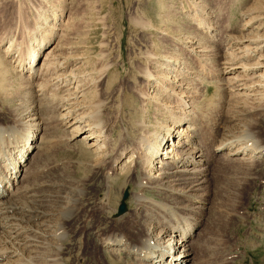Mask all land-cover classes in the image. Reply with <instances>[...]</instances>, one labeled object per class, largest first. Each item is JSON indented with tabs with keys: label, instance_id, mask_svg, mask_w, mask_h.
Masks as SVG:
<instances>
[{
	"label": "rangeland",
	"instance_id": "1",
	"mask_svg": "<svg viewBox=\"0 0 264 264\" xmlns=\"http://www.w3.org/2000/svg\"><path fill=\"white\" fill-rule=\"evenodd\" d=\"M53 11L62 16L66 25L60 26L61 30L50 38L45 32L50 31ZM247 18H252L248 27ZM205 26H210V30ZM62 32L64 35H59ZM257 32L264 36V0H0V120H8L11 100V105L18 100L22 104L25 102L22 109L35 106L42 117L44 128L38 132L34 144H38L40 135L44 134V142L38 151L39 164L43 165L37 166L40 170L36 178L46 180V183L49 179L60 183L57 194L47 193L49 209L63 214L75 211L68 218L60 214L54 216L53 223L61 229L63 237L57 241L61 244V263L126 264L113 259L110 252L100 246L104 236L99 235L111 228L125 226V223L116 224L124 220L117 221L116 216L138 208L132 194L140 187L130 180L133 170L116 171L113 159L119 156L121 163L128 161L130 149L141 144L139 140L145 132V137L151 136L154 130H161L160 127L171 122L169 117L177 98L168 90L164 93L161 87H177L176 93L180 88L177 84H180L187 88L186 94L198 99L195 101L194 125L202 148L210 158L207 181L196 191L206 198L207 208L200 214L202 221L196 219L198 224L192 228V264H264V160L242 165L224 154L230 149L228 144L222 151L210 152L214 145L227 142L226 128H231V133L238 137L248 134L256 137L250 143L264 144V99L253 101L251 106L257 104L256 110L246 108L249 104L244 107V99L230 96L228 84L220 81L223 75L219 70L226 64L225 59H229L226 54L232 53L233 38L238 40L252 35L256 38ZM33 33L39 44L50 38L39 50L37 65L43 61L48 47L57 40L62 42L59 43L61 47L55 49L56 53L52 52L54 55L50 57L44 75L41 71L42 75L38 74L31 81V87L25 79H19V75L28 73L25 70L28 63L15 66L14 59L18 52L22 57L28 56ZM9 40L17 49L7 55L4 49ZM246 42L238 43L242 47ZM257 55L239 57L227 65L264 61ZM11 63L17 67L15 71ZM238 70L240 67L235 73H241ZM262 70L263 67L257 68V71ZM146 71L152 77L147 76ZM38 81L45 84L41 96ZM16 87L17 91L14 90ZM63 103L65 107L73 108L74 115H83V121L71 127L63 126L65 121L58 118L57 107ZM232 116L239 118L243 125L232 126L235 122ZM77 125L102 132L106 138V158L102 159L104 156L98 154L100 159L86 145L88 140L81 139L87 130L70 140L71 129ZM98 159L99 167L95 166ZM153 186L145 188L144 193L167 203L179 213L168 214V207L166 212L155 207L167 217L170 215V219L174 215L184 216L179 223L185 224L189 212L180 206L189 200L178 198L175 201L168 190L162 189L164 186ZM125 191V210L118 212ZM149 207L144 204L140 209L146 211ZM144 214L140 217H145ZM95 254L97 259L92 258Z\"/></svg>",
	"mask_w": 264,
	"mask_h": 264
},
{
	"label": "bare ground",
	"instance_id": "2",
	"mask_svg": "<svg viewBox=\"0 0 264 264\" xmlns=\"http://www.w3.org/2000/svg\"><path fill=\"white\" fill-rule=\"evenodd\" d=\"M196 10L197 8L195 11ZM61 14H63V12H61ZM51 15L53 22L49 25L50 31L45 32V34H49L47 36L50 38L51 36L56 35L55 32L58 29L61 30L60 26L63 27L66 25L62 16L58 15L56 11H53ZM251 19L252 18H249L245 21L247 27ZM203 22L205 24V21ZM199 24H201L200 20ZM206 27L208 30L211 28L210 26H205V28ZM59 35H64V33H59ZM260 35L261 34L257 35L256 38H254L255 35H252L251 37L245 36L246 38L242 39L240 37L238 40L233 38L234 40L231 45L232 53L226 54L229 56V59H225V62H223L226 64H224L222 68H218L221 70L223 75L220 78V81L222 79L228 84L229 87H227V89H229L230 96L244 99V107L249 104L250 106L248 105L246 108H252V110L254 108L256 110L257 106V104L256 106H251L253 101L258 100L259 102L260 99H264V61H262L263 63L255 61L252 64L237 63L227 65V63L232 62L239 57H247L252 54H258V59L264 58V36ZM32 36L33 37L31 38L34 40L33 42L31 41L32 44L30 43V47L27 52L28 56L22 57L21 52H18L20 56L18 55L17 58L14 59V62H16L15 66L18 65L21 67L25 63H28V66H25V70L28 71L26 76H20L18 74L19 72L17 74L19 75L20 80L25 79L27 84L30 86L32 85L31 81L35 80L41 74V71L43 74V71L47 69L50 57L56 53H54L55 49H57L58 46H60L59 43L62 42L61 40L60 42L57 40L54 45L48 47L44 54L43 61L40 65H37L39 64V50L44 46V43L50 40V38L39 44L34 33ZM242 41L247 42L241 47L238 42ZM15 46L16 45L10 41L7 47H5L4 52L7 55L11 54L13 49H17ZM233 50H237V52L235 51V53ZM239 51L243 52L238 53ZM25 52L26 51H24V53ZM52 52L54 53L53 55ZM11 65L13 67L12 70L15 71L17 67L15 68L12 63ZM238 67H240V70L238 71H241V73H235V70H237ZM258 67H263V70L257 71ZM148 72L147 76L152 77V74ZM17 74L15 76H17ZM76 78L78 77L76 76ZM212 79H214V77ZM78 81L79 80H77V82ZM42 82H45V79ZM42 82H36L38 83L37 86H39L37 89L40 91V93H38L40 96L44 95L42 88H44L45 84ZM162 85L164 86L165 84L163 83ZM177 85L180 88L177 90L179 92L176 93L175 88L177 87H170L172 90L166 86L161 87L163 88L162 90L164 93H168L169 91L170 95L172 94L171 96L176 95L177 98V104L175 106L173 105L174 107L172 111L170 110L171 116L169 117V121L171 120V122L166 125L163 124L165 126L160 127L162 131L158 129V131L156 130V132H154V130L153 135L151 134V136L147 134L148 136L145 137L146 132L144 133V131H142L141 133H144L145 136L139 140L141 144L137 148H129L130 154L127 157L128 161L125 160L121 163V157L119 158V156L113 159L115 161V167L113 168L116 169V171L122 172L125 168L133 170L134 173H132L133 176L130 177V180H132L134 185L140 187V190H137L132 194L134 202L137 205L136 207H138L136 208L137 210L134 212L127 211L122 215L119 214L120 216H116L117 221L124 219L116 224L125 223V226L120 228H111L109 231H105L99 235L104 236L103 241L100 242L101 249L103 248V250L109 251L110 256L113 259H117L120 263H123V261H125L126 264L193 263L192 239H190L192 228L198 224L196 219L198 221H202L200 214H203L204 210L207 208L206 198L203 195L196 194V191L201 189L207 181V175L210 169L208 167L210 158L207 152H205L202 148L203 144L201 138L198 134H196V124L194 125V117L197 116L196 114L194 115L196 110L195 101L198 99L196 98L195 100V95V97H193L189 93L186 94L188 92L187 88L184 89L185 87L183 88L180 84ZM10 88L13 87L10 86ZM16 89L17 87L14 90ZM10 94L8 95L10 96ZM81 95H83V93ZM27 96L29 95L27 94ZM18 98L20 97L18 96ZM29 98L31 99L32 97ZM163 98H166L163 99L164 101L167 100V97L164 96ZM68 99L69 98L67 96V100ZM22 100L25 101V99ZM18 101H16V104L14 105H11L12 100L10 101L11 103H8L9 109L7 110L10 112V116L7 117L8 120L6 121L5 118L3 121L0 120V264H64V261L63 263L60 262L61 244H57V241H61L63 237L60 234L61 229L54 225L53 220L54 216L57 214H60L64 218H68L73 213L75 214V211L71 210L70 213L63 214L59 210L56 211L55 209H49V206L47 207L46 202L49 201L47 193L57 194L61 187L59 185L60 183L56 181L49 179L50 182L48 181V183H46V180H37L36 178L38 174L37 172L40 170L39 167L43 165L39 164L40 152L38 153V151L44 142V134L40 133L41 135L38 144H34L38 132L41 130L43 131L44 128L41 126V123L43 122H41L40 119L42 117H39L38 109L35 106H29L22 109V105L25 102L22 104L20 103L21 101ZM35 101H37V97ZM168 101L170 102V100ZM26 104H28V102ZM65 105V103L57 105V107L59 106L58 118L64 119L65 121L64 123L62 122L63 126L66 125L67 127H71L75 125V123L83 121L82 114V116L74 115L73 108L71 106L65 107ZM169 107L167 109L171 108ZM188 118L191 120L189 121ZM231 119H235L233 125L230 123L232 126L236 124L234 127L238 128L241 124L243 125L239 118H234L232 116ZM226 125L228 124H225V126ZM73 128H75V133H73ZM63 129H65V127ZM240 129L241 128H239L238 131L242 132ZM71 130L72 131L70 133L72 135H67V138L70 136V140L80 135L83 130H87L88 132L84 133L81 137L84 141L88 140V143L84 144H86L95 155L99 154L102 155V157L104 156L102 159L107 157L104 155L106 148V143H104V141H106V138L101 131L96 132L95 129H90L89 131V128H80L78 125L76 127H72ZM226 130V135H229L227 142L225 144L221 143L214 145L215 147L210 150L212 154L217 151H222V149L226 147V144H228L230 149L228 148L224 154L229 156V158L231 157L232 160L240 162L242 165L250 164L253 160H264V144L258 143L255 140L254 144L252 142L250 143V141L254 138L251 134H248L249 136L244 135L242 137L240 136L244 134L242 133L239 135L240 137H238V135L235 136L231 133L233 132V130L231 131V128H226ZM141 135L143 136V134ZM47 137L49 136H46V138ZM35 147L37 149L36 151H33V148L35 149ZM30 151L33 152L27 158V154ZM120 153L123 152L121 151ZM99 157L101 159V156ZM95 159L97 158H94V160ZM99 161V159L95 161V166H98ZM101 162H103V160H101ZM37 166L39 167L37 168ZM153 185L157 187H160L158 185L164 186L161 188L168 190L171 198L175 199V201L178 198H186L189 200L187 204H181L180 206L184 209V211L186 210V212L191 214L190 215L188 213L189 216H186L188 221L185 224L179 223L184 219V216L174 215L172 216L173 219H170V215L167 217L163 212L158 210L157 207H160L162 211H165L166 207H168L166 205L167 203L164 204L161 200L158 201L148 197L147 194L144 193L145 188H150ZM107 192L109 194V190H107ZM200 198L204 200H201ZM198 199L200 202L197 201ZM144 204L150 205L148 208L149 210L147 209L144 211L140 209V207ZM155 205L157 207H155ZM54 206H56V204ZM168 209V214L176 213L178 211H175L176 209L172 210L170 206ZM142 213H145V217H140ZM48 248L52 250H47ZM102 253L106 254L104 251ZM96 256L97 255L95 254L92 258L97 259Z\"/></svg>",
	"mask_w": 264,
	"mask_h": 264
},
{
	"label": "water",
	"instance_id": "3",
	"mask_svg": "<svg viewBox=\"0 0 264 264\" xmlns=\"http://www.w3.org/2000/svg\"><path fill=\"white\" fill-rule=\"evenodd\" d=\"M127 197V191H125L123 193V196H122V200L120 202V205H119V208H118V211L119 212H123L125 210V203H124V199Z\"/></svg>",
	"mask_w": 264,
	"mask_h": 264
}]
</instances>
